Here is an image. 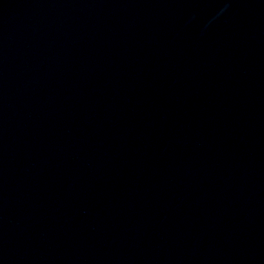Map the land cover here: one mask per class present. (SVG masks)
<instances>
[{
    "label": "water",
    "instance_id": "1",
    "mask_svg": "<svg viewBox=\"0 0 264 264\" xmlns=\"http://www.w3.org/2000/svg\"><path fill=\"white\" fill-rule=\"evenodd\" d=\"M0 264H264V0H0Z\"/></svg>",
    "mask_w": 264,
    "mask_h": 264
}]
</instances>
